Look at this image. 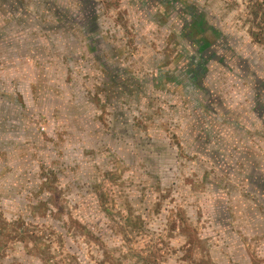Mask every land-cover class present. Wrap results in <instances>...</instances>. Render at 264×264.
<instances>
[{"label":"rangeland","instance_id":"374dc122","mask_svg":"<svg viewBox=\"0 0 264 264\" xmlns=\"http://www.w3.org/2000/svg\"><path fill=\"white\" fill-rule=\"evenodd\" d=\"M263 10L0 0V264H264Z\"/></svg>","mask_w":264,"mask_h":264},{"label":"trees","instance_id":"16d2710c","mask_svg":"<svg viewBox=\"0 0 264 264\" xmlns=\"http://www.w3.org/2000/svg\"><path fill=\"white\" fill-rule=\"evenodd\" d=\"M262 4L264 7V0H262ZM191 16H192L194 28H196L198 32L203 33L206 30L203 17L194 14H191ZM198 49L200 53V58L204 60L205 63L208 61L223 63L225 60L224 57L218 55V52L212 47V45L206 39H201L200 41H198ZM199 72L200 74H203L205 72V68L202 67L199 70Z\"/></svg>","mask_w":264,"mask_h":264}]
</instances>
